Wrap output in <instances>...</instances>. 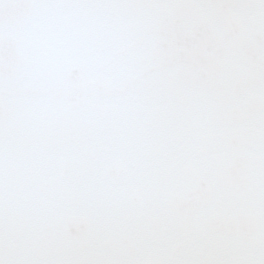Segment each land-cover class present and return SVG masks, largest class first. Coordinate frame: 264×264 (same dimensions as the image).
I'll use <instances>...</instances> for the list:
<instances>
[{
  "label": "snow or ice",
  "instance_id": "1",
  "mask_svg": "<svg viewBox=\"0 0 264 264\" xmlns=\"http://www.w3.org/2000/svg\"><path fill=\"white\" fill-rule=\"evenodd\" d=\"M0 264H264V0H0Z\"/></svg>",
  "mask_w": 264,
  "mask_h": 264
}]
</instances>
